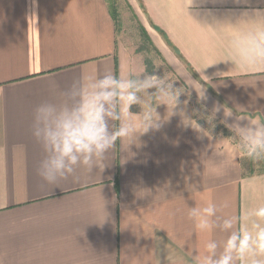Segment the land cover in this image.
<instances>
[{"label": "crops", "instance_id": "crops-1", "mask_svg": "<svg viewBox=\"0 0 264 264\" xmlns=\"http://www.w3.org/2000/svg\"><path fill=\"white\" fill-rule=\"evenodd\" d=\"M134 2L184 95L174 109L175 97H159L158 130L129 149L117 138L92 172L49 184L35 108L62 103L82 76L146 66L120 39L109 0H0V264H195L210 240L222 251L231 230H198L191 208L214 204L222 223L264 203V169L243 167L241 135L264 123V63H242L232 47L264 28L241 18L264 0ZM189 86L229 135L195 117Z\"/></svg>", "mask_w": 264, "mask_h": 264}, {"label": "clouds", "instance_id": "clouds-1", "mask_svg": "<svg viewBox=\"0 0 264 264\" xmlns=\"http://www.w3.org/2000/svg\"><path fill=\"white\" fill-rule=\"evenodd\" d=\"M249 17L264 19V9L245 10L241 14V18ZM232 47L236 60L264 63V28L233 39ZM173 90V81H165L144 68H130L119 76H82L74 81L63 93L62 103L44 102L35 108L32 135L46 154L40 162L39 175L47 183L57 184L73 176L80 166L92 172L117 138L129 149L140 136L161 127L157 105L162 103L157 100L164 91ZM178 102L177 96L173 109ZM133 106L140 110L133 111ZM114 121L119 122L115 130ZM183 123L201 131V126L197 128L185 120ZM241 135L247 144L245 156L254 161L264 160V123H257ZM217 211L212 204L193 207L188 213L198 230H231L222 251H218L220 245L215 240H210L203 262L196 258L195 264H264V203H252L238 217L224 218L222 223L213 219Z\"/></svg>", "mask_w": 264, "mask_h": 264}, {"label": "rangeland", "instance_id": "rangeland-1", "mask_svg": "<svg viewBox=\"0 0 264 264\" xmlns=\"http://www.w3.org/2000/svg\"><path fill=\"white\" fill-rule=\"evenodd\" d=\"M109 3L111 6H113L118 14L120 39L130 44L132 50H134L135 53L145 63L146 70L149 73H155L165 81H173L174 90L164 91L165 95L175 98L177 96L178 98L183 96L185 86L182 83L179 74L173 69V67L169 65L164 55L161 53L158 43L155 41V39H153V37L142 24L141 20H143V17L139 12L134 0H109ZM189 98L191 99V103L195 108V117L200 122H202L205 127L209 128L215 133H223L224 135H228L225 132L223 126H221L211 114L199 107L200 102L194 96L190 86ZM246 150L247 147L245 146L243 148L242 157L243 167L248 170L264 169V160L254 161L247 158L244 154Z\"/></svg>", "mask_w": 264, "mask_h": 264}, {"label": "trees", "instance_id": "trees-1", "mask_svg": "<svg viewBox=\"0 0 264 264\" xmlns=\"http://www.w3.org/2000/svg\"><path fill=\"white\" fill-rule=\"evenodd\" d=\"M116 12V11H115ZM194 74V73H193ZM194 76L197 78V75L196 74H194ZM224 128V127H223ZM225 129V132L229 135L230 134V132H229V130L228 129H226V128H224ZM250 170H255V169H250Z\"/></svg>", "mask_w": 264, "mask_h": 264}]
</instances>
